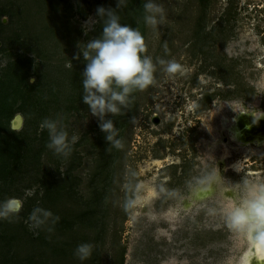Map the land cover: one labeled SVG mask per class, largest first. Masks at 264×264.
<instances>
[{"label": "rangeland", "instance_id": "374dc122", "mask_svg": "<svg viewBox=\"0 0 264 264\" xmlns=\"http://www.w3.org/2000/svg\"><path fill=\"white\" fill-rule=\"evenodd\" d=\"M4 1L15 2L3 22H11L5 36L16 38L0 39V98L10 106L0 109V166L16 169L0 176V202L20 198V214L31 210L12 219L26 233L0 239V264L16 252L17 264H81L73 253L82 243L93 245L83 264H241L247 241L226 226L224 209L240 203L242 180L264 183V147L234 138L239 118L230 107L264 109V0H154L163 9L155 28L127 0L121 22L141 32L155 71L153 84L109 117L120 148L106 143L83 104L85 61L74 58L78 42L83 48L101 32L97 7L116 8L117 0ZM169 61L180 66L175 74L164 70ZM33 85L25 117L20 91ZM45 119L76 137L69 155L47 148ZM13 131L32 150L17 166L3 152ZM239 159L245 168L235 172ZM210 172L218 181L207 188L200 181ZM44 182L54 194L43 208L59 219L38 229L28 217L42 206ZM27 232L43 241L28 244ZM52 240L62 254L46 249Z\"/></svg>", "mask_w": 264, "mask_h": 264}, {"label": "clouds", "instance_id": "9594fccd", "mask_svg": "<svg viewBox=\"0 0 264 264\" xmlns=\"http://www.w3.org/2000/svg\"><path fill=\"white\" fill-rule=\"evenodd\" d=\"M126 2L127 0H117L116 8L97 7L96 16L92 20L101 23V32L97 38L88 40L83 48L78 42L79 53L74 57L79 59L82 55L85 61L81 73L82 102L87 106L90 115L97 118L98 127L104 133L106 143L116 148L121 147V142L116 139L117 132L109 117L118 115L121 109L127 106L131 93L144 91L152 85L155 71L152 59L144 55L146 45L141 32L121 22L119 13L120 9L126 6ZM143 9L146 25L155 28L163 22V9L154 3V0H145ZM179 68L176 62L169 61L164 70L175 74ZM230 108L236 114L235 119L249 116L252 125L264 119V110L256 107ZM41 128L48 132V149L56 155L70 154L71 144L76 141L75 136L70 141L68 133L52 119L43 120ZM234 167L240 172V164ZM217 181V173L210 172L200 183L212 188ZM239 188L240 203L224 209L226 226L247 241L248 250L241 257V264H253L254 259L264 262V183L242 180ZM22 208L23 201L20 198L10 197L0 202V220L11 221L19 216ZM28 219L33 227L39 229L50 221L55 223L59 218H53L51 211L37 207L32 210ZM92 253L93 245L82 243L75 248L73 255L83 264L91 258Z\"/></svg>", "mask_w": 264, "mask_h": 264}, {"label": "trees", "instance_id": "16d2710c", "mask_svg": "<svg viewBox=\"0 0 264 264\" xmlns=\"http://www.w3.org/2000/svg\"><path fill=\"white\" fill-rule=\"evenodd\" d=\"M137 2L140 4L139 5L140 7L138 9L136 8L135 12L136 13H137V11H141L142 12L144 10L143 9V4L145 3V0H133L131 3L134 4V3H137ZM13 5H15L14 1H7L6 2L4 0H0V39L4 40L5 42H7V40H9V39L12 42L13 37L16 38V36H13V35H10L8 37L5 36L6 28H8L11 25V22H10L9 25L5 24L3 22V18L5 16H8V15L11 16V17L13 16V12L15 10L12 7H9V6H13ZM12 22H13V19H12ZM134 28H136L135 25H134ZM24 30H25V28H24ZM76 73H77V77H76V79H77L79 77V75H80V72H76ZM74 82H76L78 84L79 81L76 80ZM37 90H39V89L37 87H35V85H33V86H30L29 90L26 89L25 91H22V90L20 91L21 92L20 96L24 98V105H22L18 109L23 111V114H24L25 117L29 116L28 115V111H27V106H28L29 103L27 104V99L31 98L30 93L37 92ZM0 102L3 104L4 103L3 99L0 98ZM2 104H1V107L4 106L2 108L0 107V109L2 111L10 108V106H8L6 108L5 104H3V105ZM74 108H76V106H74ZM113 123H117V122L114 121ZM12 136H13V142L12 143H10L9 141L7 142V146L10 147L9 152H7V150L5 148L3 149V152L8 154V157H11L13 155L15 157V159L13 161V166H17L21 162L24 163V161L28 160L29 156L27 157L26 151L29 152V151H32V150L27 148L29 143L25 142V140L22 137H20L19 134H16L15 131H13V133L10 135L9 139H12ZM24 152H25V155H24ZM6 162H7V160H6ZM5 168H7V167L5 166ZM15 169L12 170V171H10V169H8V168H7V170L6 169L2 170L1 166H0V176L2 175V172H4L5 176H7L8 173L9 174L14 173ZM4 175H2V176H4ZM43 184L45 186V194H44V196L41 199L42 200L41 208H43V206L46 207L48 200H50L52 198L53 194H54L53 193L54 183H52V182L45 183L44 182ZM30 210H31L30 207L27 208V210L23 211L19 216H26L28 214V212H30ZM59 222L60 221H57V224H59ZM55 228H57V227L55 226ZM12 229H14V230L15 229H17V230L21 229V230L25 231L24 233H26V230H27L26 225L20 219L19 220H13V221L11 220V222H9V220H0V233L4 232V234H2V235L0 234V239L5 238L6 231L10 230V232H11ZM11 238L14 239L15 237L12 236ZM25 240H26V242L28 244L30 242H33V241H43L41 236L36 238L34 235H30L28 232H27V237H25ZM54 242L55 241L52 240L51 242L49 241V243L45 242L43 244H45L46 249H48V250L51 249L53 252H56L58 254L59 253L62 254V252H64V251L62 249H60V248L58 249L57 246L53 245V244H55ZM44 254H46V252H44ZM18 257H19V255H18L17 252L13 256H11V258H9V259L6 258V256H4V258L2 259L3 260V264H17V263H19V261H21L20 260L21 258H18Z\"/></svg>", "mask_w": 264, "mask_h": 264}, {"label": "bare ground", "instance_id": "6f19581e", "mask_svg": "<svg viewBox=\"0 0 264 264\" xmlns=\"http://www.w3.org/2000/svg\"><path fill=\"white\" fill-rule=\"evenodd\" d=\"M260 110H264L260 108ZM234 138L239 141L242 145L257 144L264 147V119L260 120L258 124L252 125L251 118L249 116H240L233 128ZM248 162V160H247ZM240 164L241 170H244L243 160H236L232 163L231 169H234L235 165ZM155 165L161 167L162 161L160 159L155 160ZM250 174H257V172H250ZM205 192V191H201ZM155 194L153 189L150 190V196ZM253 264H264V262H257L253 260Z\"/></svg>", "mask_w": 264, "mask_h": 264}, {"label": "water", "instance_id": "95a60500", "mask_svg": "<svg viewBox=\"0 0 264 264\" xmlns=\"http://www.w3.org/2000/svg\"><path fill=\"white\" fill-rule=\"evenodd\" d=\"M23 121L24 117L21 114L17 115L12 123L14 129H19L22 126Z\"/></svg>", "mask_w": 264, "mask_h": 264}]
</instances>
